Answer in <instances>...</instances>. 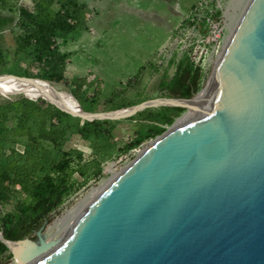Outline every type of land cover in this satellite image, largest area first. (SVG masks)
Listing matches in <instances>:
<instances>
[{
  "label": "water",
  "instance_id": "obj_1",
  "mask_svg": "<svg viewBox=\"0 0 264 264\" xmlns=\"http://www.w3.org/2000/svg\"><path fill=\"white\" fill-rule=\"evenodd\" d=\"M200 91L171 98L192 108L58 238L0 241L34 244L39 254L27 264H264V0L246 1ZM69 94L85 121L106 118Z\"/></svg>",
  "mask_w": 264,
  "mask_h": 264
},
{
  "label": "rangeland",
  "instance_id": "obj_2",
  "mask_svg": "<svg viewBox=\"0 0 264 264\" xmlns=\"http://www.w3.org/2000/svg\"><path fill=\"white\" fill-rule=\"evenodd\" d=\"M246 1L88 0V11L81 14L79 24L56 40L59 51L67 54L64 64L57 68L62 80L53 83L32 78L24 84L38 93H29L14 84L2 82L21 80L0 77V103L22 95L33 97L38 94H54L74 102L69 94L73 90L78 98L92 106L88 112H107L149 99L179 98L169 96L161 84L170 78L175 63L183 55L199 67L200 78L195 92H202ZM18 4L27 6L29 0H19ZM214 34L217 37L213 40ZM0 46L9 56L6 68L22 72L24 63H11L13 40L7 29L0 32ZM35 99L38 98H32ZM63 106L76 113L70 107ZM165 107L169 106L145 107L126 117L100 119L113 124V129L104 140H85L70 134L62 147L72 151V156H81L73 165L75 171L71 175L78 188L64 198L27 239L35 244L46 240L50 227L55 232L51 237L58 238L68 222L72 221L70 218L85 208L112 174L120 171L154 139L145 140L131 150H123L124 144L133 136L136 124L143 122L148 112ZM180 108L182 110L171 124L165 125L164 130L188 110ZM23 144V139L6 141L4 154H12L16 158L17 154H23ZM103 152L105 157L97 164L91 154ZM22 167L27 175H39L34 164L24 162ZM13 184L15 188L19 186L18 181H13ZM18 197L12 196L1 203L0 212L13 211ZM7 254L9 257H6ZM0 264L18 263L7 249L0 256Z\"/></svg>",
  "mask_w": 264,
  "mask_h": 264
},
{
  "label": "trees",
  "instance_id": "obj_3",
  "mask_svg": "<svg viewBox=\"0 0 264 264\" xmlns=\"http://www.w3.org/2000/svg\"><path fill=\"white\" fill-rule=\"evenodd\" d=\"M18 1L0 0V32L9 30L13 40L11 63H24V67L20 73L6 68L9 56L0 46V74L60 82L62 77L57 68L64 64L67 54L59 51L56 40L79 24L81 14L88 11V0H29L27 6ZM199 78V67L183 55L175 63L170 78L161 85L169 96L188 98L197 90ZM70 93L82 110H92V106L78 98L73 90ZM39 97H30L38 98L32 100L19 96L0 103V204L19 195L13 211L0 212V233L10 241L29 238L62 200L78 188L71 175L75 171L73 165L81 156H72V151L63 149L66 138L76 134L85 140H104L113 129V124L105 120L80 121L81 118L72 117L54 107L53 102L45 99L51 105ZM181 110L180 107H165L148 112L143 122L136 124L123 150H131L160 135ZM20 139L24 142L23 154H17L16 158L12 154L5 155V142ZM104 155V152L91 154L97 164ZM24 162L34 164L39 175L23 172ZM13 181L19 182L17 188ZM7 249L0 241V256Z\"/></svg>",
  "mask_w": 264,
  "mask_h": 264
},
{
  "label": "bare ground",
  "instance_id": "obj_4",
  "mask_svg": "<svg viewBox=\"0 0 264 264\" xmlns=\"http://www.w3.org/2000/svg\"><path fill=\"white\" fill-rule=\"evenodd\" d=\"M232 32V31H231ZM229 36H230V33L227 37V40L229 39ZM226 44H227V41L226 43L224 44L223 46V49H222V52L220 53V56H219V59H218V62L221 58V55L226 47ZM218 64V63H217ZM217 64L215 66H217ZM216 68V67H215ZM215 70V69H214ZM8 77L9 75H0V77ZM16 76V75H15ZM212 76V75H211ZM210 76V78H211ZM10 79H14V78H11V77H8ZM17 79H24V78H21L20 76H17L15 77ZM210 78L208 79V81L210 80ZM32 78H28V79H24V80H31ZM6 84H14L18 87H20V89L26 91V92H29V93H38V91L36 90H33L29 87V85H25L24 83H21V82H15V81H11V82H6L5 81H2ZM0 83H1V80H0ZM208 83V82H207ZM1 85V84H0ZM207 85V84H206ZM2 86V85H1ZM17 87V88H18ZM16 88V87H15ZM21 90V91H22ZM202 93V92H201ZM38 96H40L41 98H44V99H47L51 102H53L54 104H56L57 106H59L61 109H63L64 111L70 113V114H73L79 118H81L82 120H84L86 117H87V114L85 113H82L81 111H79V109L77 108L76 104L72 101V100H68V99H63V98H60L54 94H49V96H46V95H41V94H38ZM70 98V97H68ZM72 99V98H71ZM173 104V103H177V104H184V105H188V107H186V109H188L186 111V113L184 115H182L176 122L175 124H178L184 117L185 115L189 112V110L192 108V105L189 106V104H187L186 101H181V100H172L171 98H161V99H153V100H149L148 102H146L144 104V108L145 107H152V106H158V105H168V104ZM66 105L68 107H70L71 109H73L74 111H76V113H73L71 112L70 110L66 109L63 105ZM136 108L137 107H125V108H120V109H117V110H110V111H107V112H100L98 114V116H104L108 119H112V118H117V117H120V116H123L127 113H131V112H135L136 111ZM78 112V113H77ZM121 170V169H120ZM119 171H115L112 176L106 181L107 183L118 173ZM106 183V184H107ZM105 184V185H106ZM104 185V186H105ZM102 186L101 188H99L97 191H96V194L93 195L91 199H93L97 194L98 192L104 187ZM83 210V209H81ZM78 211V210H77ZM75 212V211H74ZM81 211H78L72 218H70V220L72 219V221L77 217V215L80 213ZM69 213V212H67ZM59 219V218H58ZM69 220V221H70ZM68 222V225L72 222ZM66 225V224H65ZM67 225V226H68ZM63 230V228H62ZM56 231V230H55ZM55 232L51 231V227L47 229V239L46 240H49V239H52L53 237V234ZM52 236V237H51ZM42 237V236H41ZM43 238V237H42ZM45 238V237H44ZM55 239V238H54ZM6 246L8 248V250H10L13 254V257L15 259V261L18 263V264H27L31 259H33L35 256H37L39 254V252L36 250V247L34 244L30 243L29 241H18V242H7L6 243ZM12 262V261H11Z\"/></svg>",
  "mask_w": 264,
  "mask_h": 264
},
{
  "label": "built area",
  "instance_id": "obj_5",
  "mask_svg": "<svg viewBox=\"0 0 264 264\" xmlns=\"http://www.w3.org/2000/svg\"><path fill=\"white\" fill-rule=\"evenodd\" d=\"M216 37H217V34H214V35H213V40L216 39ZM211 40H212V39H211ZM140 152H141V151H138L137 154H136V156H137Z\"/></svg>",
  "mask_w": 264,
  "mask_h": 264
}]
</instances>
